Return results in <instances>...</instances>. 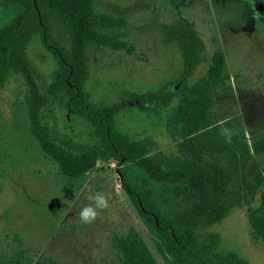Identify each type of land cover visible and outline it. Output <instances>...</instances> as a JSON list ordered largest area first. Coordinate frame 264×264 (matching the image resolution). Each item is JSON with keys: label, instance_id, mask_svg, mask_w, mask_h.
Segmentation results:
<instances>
[{"label": "rangeland", "instance_id": "obj_1", "mask_svg": "<svg viewBox=\"0 0 264 264\" xmlns=\"http://www.w3.org/2000/svg\"><path fill=\"white\" fill-rule=\"evenodd\" d=\"M16 7H6L0 0V27L11 20ZM94 9L125 18V29L104 31L124 33L122 39L136 49L128 55L88 46L86 91L95 103L111 105L126 91L155 92L181 75V53L175 44L166 42L164 34V28L177 18L190 21L206 45L189 85L206 77L216 52L224 53L230 79L211 90L212 127L228 142L245 134L250 152L245 165L239 157L230 163L227 153L219 154L222 159L217 161L228 182L224 204H233L227 217L219 224L206 225L193 213L190 201L176 194L174 184L149 180L136 164L128 167L138 184L151 191L153 206L167 221L197 233L214 232L220 236L221 253L238 254L249 264H264V240L253 235L248 217V206L264 214V153H256L252 146L254 137L264 138V0H255L254 8L249 0H97ZM28 50L38 82L48 84L56 60L38 41ZM25 90L24 77L17 73L10 74L0 88L1 261L35 264L42 257H52L61 264H125L121 239L137 234L156 264H170L166 245L122 187L119 169L123 164L101 156L95 169L79 179L62 175L30 131ZM174 107L161 114L128 110L120 114L118 128L136 139L152 140L150 157L169 158L178 154V142L166 129ZM61 112L55 104L41 116L65 137L85 142L89 126L81 119L64 118ZM205 160L216 163L213 155L206 154ZM98 191L105 194L109 207L99 210L92 223L81 224L80 208L94 204Z\"/></svg>", "mask_w": 264, "mask_h": 264}, {"label": "trees", "instance_id": "obj_2", "mask_svg": "<svg viewBox=\"0 0 264 264\" xmlns=\"http://www.w3.org/2000/svg\"><path fill=\"white\" fill-rule=\"evenodd\" d=\"M1 1L6 7L17 5V10L0 27V88L12 73L24 77L30 131L45 155L57 163L60 173L79 179L95 169L101 156L110 157L123 164L119 169L122 187L166 245L172 256L170 264H249L238 254L221 253L218 234L208 230L197 233L167 221L153 206L151 191L138 184L128 167L136 164L149 180L174 184L176 194L190 201L191 210L206 225L219 224L227 217L233 204H224L228 182L219 165L222 159L219 154L227 153L225 159L230 163L239 157L245 165L250 152L245 134L228 142L212 127L211 90L230 79L224 53L216 52L206 77L196 85H189L190 77L203 61L206 45L190 21L177 18L164 28V34L166 42L175 44L181 53V75L155 92L126 91L111 105L95 103L86 91L90 73L87 48L93 44L133 55L136 49L122 39L124 33L110 35L104 31L125 29L127 20L97 13L94 9L97 0ZM35 41L57 62L51 81L44 86L38 82L29 56L28 49ZM55 104L62 110V117L81 119L89 126L85 142L65 137L42 118L41 112ZM174 104L166 129L173 141L178 142V154L169 158L150 157L152 140L136 139L118 128L121 113L138 108L161 114ZM252 146L256 153H264V138L254 137ZM206 154L213 155L216 163L205 160ZM248 217L253 235L264 240V214L260 208L248 206ZM120 249L125 264H156L137 234L121 239ZM1 260L0 264H5ZM35 264L61 263L52 257H42Z\"/></svg>", "mask_w": 264, "mask_h": 264}, {"label": "clouds", "instance_id": "obj_3", "mask_svg": "<svg viewBox=\"0 0 264 264\" xmlns=\"http://www.w3.org/2000/svg\"><path fill=\"white\" fill-rule=\"evenodd\" d=\"M249 5L254 8L255 0H249ZM109 207V201L106 199L105 194L102 192H96L94 194V204L85 205L80 208L78 212V218L81 224H90L99 215V210Z\"/></svg>", "mask_w": 264, "mask_h": 264}]
</instances>
